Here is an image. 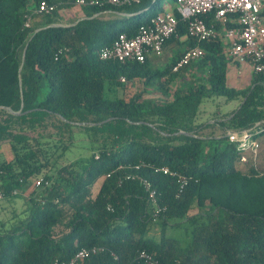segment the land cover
<instances>
[{
    "label": "trees",
    "instance_id": "1",
    "mask_svg": "<svg viewBox=\"0 0 264 264\" xmlns=\"http://www.w3.org/2000/svg\"><path fill=\"white\" fill-rule=\"evenodd\" d=\"M75 1L34 0L28 6L0 0V147L6 144L10 153L4 158L0 151V192L7 199L13 190L22 197L29 191L25 217L0 234V264L65 262L91 248L100 252L83 264H145L141 252L157 264H264L260 151L255 162L241 163L235 143L201 135L204 124L198 123L203 100L238 101L217 125L250 129L257 142L264 138V74L252 72L244 89L228 86V65L239 62L228 56L220 35L186 38L176 0L78 7L84 19L50 27L74 23L58 13L76 7ZM41 2L56 8L32 14ZM164 13L178 22L167 45L184 49L164 71L149 57L143 63L99 58L119 34L132 37ZM206 23H213L211 14ZM193 46L203 57L172 72ZM185 75L188 84L172 90ZM53 121L61 130L38 134ZM75 136L85 139L88 154L67 161ZM178 176L185 179L182 188ZM36 180L40 185L33 187Z\"/></svg>",
    "mask_w": 264,
    "mask_h": 264
},
{
    "label": "built area",
    "instance_id": "2",
    "mask_svg": "<svg viewBox=\"0 0 264 264\" xmlns=\"http://www.w3.org/2000/svg\"><path fill=\"white\" fill-rule=\"evenodd\" d=\"M28 6L34 0H24ZM140 0H76V7L101 6L103 3L114 7L131 6L139 3ZM54 5L41 2L32 14H49L55 10ZM175 10L180 19L186 25V38L198 41L209 40L220 35L226 44V52L229 57L239 63H248L252 72L264 74V0H176ZM212 15L213 23H218L221 29L217 30L213 23H206V17ZM30 17L24 24L28 27ZM178 22L170 13L156 15L151 18L148 24L139 27L136 35L128 37L126 34H119L117 38L106 47L99 50L101 60H114L118 62H139L143 63L147 57H160L171 36L176 34ZM203 50L199 46H193L185 50L172 68V72L189 63L196 62L203 57ZM123 82L124 79H121ZM229 142L235 143L237 150L242 152L241 163H246L248 158L256 160L259 144L254 140L250 129L238 131H226ZM163 174L177 176L170 173L167 168L160 169ZM181 183L180 188L185 184V179L178 176ZM40 185V180L33 183V187ZM143 185L148 192L149 199L154 202L155 193L150 190L146 181ZM16 190L11 196H17ZM5 195L0 192V201ZM100 252L99 248L81 249L77 251L68 261L54 262L53 264H83L90 256ZM139 257L145 264H157V261L148 253L141 252Z\"/></svg>",
    "mask_w": 264,
    "mask_h": 264
},
{
    "label": "rangeland",
    "instance_id": "3",
    "mask_svg": "<svg viewBox=\"0 0 264 264\" xmlns=\"http://www.w3.org/2000/svg\"><path fill=\"white\" fill-rule=\"evenodd\" d=\"M167 2V0H161V5H164ZM77 11L76 7L68 8V9H62L59 11V16L63 19V21L68 20L69 16L74 15V13ZM177 49L173 48L171 51H168L166 53H163L160 57H154L150 56L151 60L153 61L154 66L159 71H164L167 64L171 62L172 55ZM180 50V48H179ZM189 82V76L185 75L181 80L174 81L170 88L172 90L178 88V87H184ZM249 85L248 80L243 81V83L239 86L247 87ZM131 91L134 92V86L130 87ZM149 97L153 98H159L158 94L150 93L148 95ZM237 106L236 101H225L223 98L220 97H214L212 99L203 100L200 104V110H199V124H204V127H206L207 132L203 134V136H210L216 133L218 134L219 130L215 127V125L218 124L217 119L223 117L225 113H227L230 109H234ZM210 120H216L209 123ZM219 126V125H218ZM61 125L53 121V125L48 126L45 129L39 130L38 134L43 135L44 137H48V135L53 134L56 129L61 130ZM76 133V131H73ZM36 133V132H35ZM63 137L65 139L68 138L66 132L61 131ZM214 136V135H213ZM73 145L70 147V150L66 154L67 161H72L74 159H77L79 157L86 156L88 154L87 150L85 149V139L83 137H73L72 139ZM0 151L2 153V156L4 158H9L10 153L8 146L6 144H3L0 147ZM96 188V187H95ZM29 191H26L22 196H14L7 199H3L0 201V234H8L16 225L18 222L25 217L24 211L26 210V201L25 197ZM18 230V229H17ZM16 230V231H17Z\"/></svg>",
    "mask_w": 264,
    "mask_h": 264
},
{
    "label": "crops",
    "instance_id": "4",
    "mask_svg": "<svg viewBox=\"0 0 264 264\" xmlns=\"http://www.w3.org/2000/svg\"><path fill=\"white\" fill-rule=\"evenodd\" d=\"M76 8H77V11L74 13V15L69 16V18H68V20H66V22H69L71 20H75L74 22H76L77 20L80 21V20L84 19V16H83V13L81 12V10L78 7H76ZM36 22H39V19ZM65 25H68V24H65ZM182 40H183V38L180 39V41H182ZM173 48L177 49L176 51H178L179 48H180V50H184L182 45L179 46L176 42H172V43L165 46L163 53L171 51ZM251 73H252V69L248 63L231 62L228 65V72H227L228 86L233 87V88L238 89V90L244 89L245 87L239 86V85H241L243 83V81H245V80H248V82L250 84ZM236 102H237V106L234 109H230L227 113H225L223 115V121H225L224 116H226L227 114H229L230 112H232L233 110H235L238 107L239 102L238 101H236ZM214 121H216V120H210V122L206 123V124H211ZM217 121L219 123L221 120L217 119ZM198 123H200L199 117H198ZM215 127L218 128V130H219L217 135H216V133L213 134L215 137H219L222 135L224 137L226 136V131H228L227 129H225L224 127L221 128L218 125H215ZM206 132H207L206 127H204L200 131V134L203 135ZM258 143H259V151H260L259 152V161L264 162V138H261V140H258Z\"/></svg>",
    "mask_w": 264,
    "mask_h": 264
},
{
    "label": "water",
    "instance_id": "5",
    "mask_svg": "<svg viewBox=\"0 0 264 264\" xmlns=\"http://www.w3.org/2000/svg\"><path fill=\"white\" fill-rule=\"evenodd\" d=\"M79 20H77L76 22H74L73 24H68V25H65V24H52L50 25V27H70V26H74L76 23H78ZM39 29H37L36 31H38ZM25 51V50H24ZM24 53L22 54V61L24 59ZM22 107V106H21ZM2 109H5L7 112L13 114V115H18L19 112H13L10 108H4V107H1Z\"/></svg>",
    "mask_w": 264,
    "mask_h": 264
}]
</instances>
